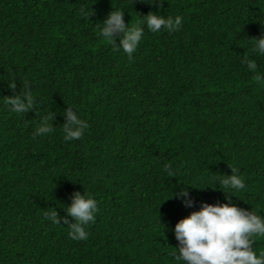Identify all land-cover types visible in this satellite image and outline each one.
<instances>
[{
    "label": "trees",
    "instance_id": "16d2710c",
    "mask_svg": "<svg viewBox=\"0 0 264 264\" xmlns=\"http://www.w3.org/2000/svg\"><path fill=\"white\" fill-rule=\"evenodd\" d=\"M147 2L0 0V264H176L174 226L202 203L264 216V56L252 51L264 0ZM117 9L129 26L150 11L182 26L145 27L130 59L99 35ZM12 80L36 101L23 117L3 103ZM68 107L89 125L73 141ZM48 111L53 132L34 138ZM231 168L245 188L226 194ZM75 192L97 201L87 240L44 217L54 208L72 223Z\"/></svg>",
    "mask_w": 264,
    "mask_h": 264
},
{
    "label": "clouds",
    "instance_id": "9594fccd",
    "mask_svg": "<svg viewBox=\"0 0 264 264\" xmlns=\"http://www.w3.org/2000/svg\"><path fill=\"white\" fill-rule=\"evenodd\" d=\"M164 2L165 0H148L147 3L155 4L159 9ZM155 13L150 11L142 16L141 21L129 26V21L125 23L122 10H112L100 22L99 35L131 59L145 34V27L152 33L162 30L171 33L178 31L182 26V17L179 15L165 18ZM86 17L89 15L86 14ZM252 40V51L258 56H264V35ZM244 63L249 71L256 72L257 65L254 61L245 57ZM255 78L258 82L264 79L260 75ZM8 88L13 90V95L3 97V103L11 112L23 117L33 110L36 101L29 91L17 94L14 80L8 83ZM62 115L66 117V123L63 124L64 141L80 139L89 127L87 121L81 119L72 107H68ZM52 121L53 116L48 111L47 115L41 118L33 137L50 135L55 128ZM164 170L169 177L175 176L170 166L166 165ZM223 176L219 183L229 189L228 192L223 191L224 193L245 188L244 180L235 174V169L231 168V175ZM175 197L186 207H192L187 190L175 193ZM64 210L72 218V223L59 216L54 208L44 213V217L54 225L66 224L71 240H87L86 226L95 223L97 201L91 195L75 192L70 206ZM173 234L178 247L174 248L175 252L171 255L176 264H264V250L257 253L253 249L254 239L264 238V216L235 204L202 203L198 211H192L175 224Z\"/></svg>",
    "mask_w": 264,
    "mask_h": 264
}]
</instances>
